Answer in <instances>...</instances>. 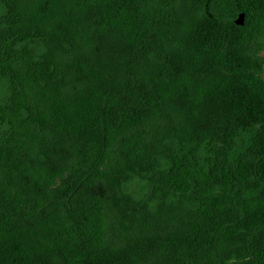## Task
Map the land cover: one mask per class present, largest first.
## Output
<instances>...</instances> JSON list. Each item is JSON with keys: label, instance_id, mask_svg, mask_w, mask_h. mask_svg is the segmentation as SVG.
<instances>
[{"label": "trees", "instance_id": "1", "mask_svg": "<svg viewBox=\"0 0 264 264\" xmlns=\"http://www.w3.org/2000/svg\"><path fill=\"white\" fill-rule=\"evenodd\" d=\"M263 53L264 0H0V264H264Z\"/></svg>", "mask_w": 264, "mask_h": 264}, {"label": "water", "instance_id": "2", "mask_svg": "<svg viewBox=\"0 0 264 264\" xmlns=\"http://www.w3.org/2000/svg\"><path fill=\"white\" fill-rule=\"evenodd\" d=\"M235 24H236L237 26H242V25L244 24V15H243V14H240V15L238 16V18H237L236 21H235Z\"/></svg>", "mask_w": 264, "mask_h": 264}, {"label": "rangeland", "instance_id": "3", "mask_svg": "<svg viewBox=\"0 0 264 264\" xmlns=\"http://www.w3.org/2000/svg\"><path fill=\"white\" fill-rule=\"evenodd\" d=\"M263 56H264V53H263ZM263 75H264V73H263Z\"/></svg>", "mask_w": 264, "mask_h": 264}]
</instances>
